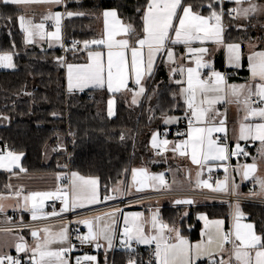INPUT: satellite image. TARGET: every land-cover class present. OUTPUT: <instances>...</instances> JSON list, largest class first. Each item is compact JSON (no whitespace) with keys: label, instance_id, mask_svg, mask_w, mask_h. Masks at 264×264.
<instances>
[{"label":"snow or ice","instance_id":"1","mask_svg":"<svg viewBox=\"0 0 264 264\" xmlns=\"http://www.w3.org/2000/svg\"><path fill=\"white\" fill-rule=\"evenodd\" d=\"M4 3L16 5L31 3L61 4L63 0H3ZM221 0H208L206 7L209 14L204 15L199 11L201 5L188 3L187 0H146L142 7L136 11L141 13L139 17V30L132 22H125L118 15L116 9L105 10L102 13L104 19V34L99 39L84 41L85 49L92 45L102 46L104 50H89L87 61L82 64H67V77L69 90H83L87 87L104 88L111 93L122 91L133 92L132 104L138 103V97L145 94L144 82L150 79L156 67L157 61L164 59L169 65H176L170 68V74H180L182 79L175 80L181 85L179 95L186 105V118L188 120L187 138L179 142H171L167 139H160L158 133L152 136V147L157 149V154L172 151L180 156H187L195 165L202 169L209 161H224L228 159V148L219 142V137L214 133H226L225 120L217 119L222 113L215 107L221 103H236L242 105L244 116L239 125L238 140L259 141L264 147V51L254 52L249 57L250 80L248 83L234 85L228 84L226 77L216 71L209 60L205 59L209 50L207 47H194V43L201 45L212 42L223 43V11H217L215 5ZM244 0H235L236 4H242ZM232 12L247 18L251 13L258 11L257 6L250 4L247 8H233ZM66 15H82V13L67 12ZM63 14L50 13L44 19L55 22L54 31H46L44 23H33L25 16H19V24L25 33L27 43H32L35 37L41 40L47 38L52 42H60L61 21ZM79 42H73V47ZM183 45L187 55L182 59L189 60L193 66H185L178 63L176 53L172 46ZM50 46H52L50 44ZM61 46H63L61 44ZM229 64L240 66V45L228 44ZM63 62V58H60ZM0 66L14 67L12 55L5 53L0 55ZM204 69L210 71L205 74ZM137 87L130 89L129 81ZM113 101H109V115H113ZM255 105V106H254ZM177 118L168 117L165 123H174ZM256 121V122H253ZM171 145V147H169ZM236 150L230 155H248L236 144ZM21 156L11 151L0 154V168L11 171L13 167H20ZM212 169L209 168L210 172ZM20 171H25L22 167ZM247 180L256 172V164H244L237 170ZM227 172V168H225ZM200 172L197 173L199 177ZM133 185L137 191H143L145 187L156 188L157 185L165 187L164 174L153 175L147 169L132 170ZM260 186L264 189V179L259 180ZM197 186L207 188L212 192H229V178L217 181L215 185L209 180H197ZM238 185H232L233 194L239 196ZM119 191V189H114ZM20 192L15 193L20 196ZM107 196L105 199H112ZM3 199V197H0ZM46 199H60L63 201V211L86 204L98 203V179L85 178L73 172L71 174V187L68 190L58 188L54 192H31L23 196L25 210H30L32 219H38V213L42 212L43 203ZM177 204H192V200H177ZM3 204H0V211H3ZM53 212L51 215H57ZM112 217L115 212L108 214ZM186 215V213H185ZM245 214L241 211L239 202L236 203L232 214L233 224L228 231L224 230V221H208L201 215L199 218L205 221L207 231L206 241L191 244L186 237L181 235L179 229L169 227L158 219L154 213L150 221L144 220L142 214L135 213L124 216V228L122 232L123 244L131 247L132 242L138 244H155L154 257L156 264H197L202 257H208L213 264H264V235L257 234L253 223H244ZM102 217H96L98 224ZM81 223L88 226V233L79 237L82 243L94 242L100 238L107 241L108 247H112L114 228L110 224H104L99 230H94V221L83 220ZM115 224V220H112ZM150 224L155 234L146 231V225ZM45 236L42 242H38L32 252L31 259L34 264H68L64 258L69 250L59 248L51 250L50 245L67 240V229H61L59 233H51L49 229H42ZM174 233V235H166ZM34 238L39 233L32 231ZM230 246V247H226ZM99 247V244H97ZM17 252L29 251L24 244L16 245ZM228 253V259L216 260V257ZM38 257V258H37ZM7 259L10 264H20L12 256L0 257V264ZM84 260L94 261V256H85ZM76 264H81L77 259ZM129 264H136L130 260Z\"/></svg>","mask_w":264,"mask_h":264},{"label":"trees","instance_id":"2","mask_svg":"<svg viewBox=\"0 0 264 264\" xmlns=\"http://www.w3.org/2000/svg\"><path fill=\"white\" fill-rule=\"evenodd\" d=\"M187 2L201 5L198 10L209 14L208 0ZM145 3L146 0H66V11L85 13L66 17V39H94L96 15L105 8L116 9L124 21L134 23L139 30L141 13L136 9ZM229 6L230 3L224 4V8ZM215 8L220 11V3ZM19 14L20 9L14 5L0 7V51L15 52L16 65L13 69L0 68V115L8 117V123L0 125V145L6 143L13 151L23 153L22 164L29 172L55 170L70 153L71 170L96 176L102 192L103 187L113 188L129 167L143 165L152 171L162 169L164 163L151 150L149 138L157 129L156 120L161 115L180 111L174 107L176 85L167 82L160 85L156 99L149 102L155 90L151 84L144 101L137 106H130L123 94L117 93L116 115L110 117L107 101L111 93L105 88L84 93L67 91L64 65L55 59L61 56L60 50H26L24 33L18 24ZM254 37L264 41V18L251 17L242 25L232 19L228 21L227 39L244 41ZM66 56V60L71 58L69 54ZM58 133L67 137L69 149L56 153L45 164L44 148ZM239 158L244 163L250 161L244 155ZM242 210L255 224L258 234L264 235V204L245 202ZM182 211V206L165 205L161 216L169 224L179 223L182 233L191 240L200 239L197 211H206L212 218L223 217L227 226L230 222L227 205L198 204L185 217ZM187 224L194 226L189 229Z\"/></svg>","mask_w":264,"mask_h":264},{"label":"crops","instance_id":"3","mask_svg":"<svg viewBox=\"0 0 264 264\" xmlns=\"http://www.w3.org/2000/svg\"><path fill=\"white\" fill-rule=\"evenodd\" d=\"M68 1V0H67ZM230 3V6L228 8H247L249 7L250 4L256 5L258 11L255 13H251L247 18H244L243 16H240L236 13L234 16H226V11L228 8H224V4ZM3 4H11V3H4L3 0H0V7ZM66 4V0H63V3L61 4H50V3H31V4H21V5H16V4H11L14 5L15 7L20 9V14L19 16L23 15L25 16L26 19H31L33 23H44L45 24V29L46 31H54L55 30V22L52 20H46L44 19L46 16H48L50 13H56L59 12L63 14V18L61 21V41L60 42H52L49 41L47 38L41 40L38 36L34 38L32 43H27L25 39V44H26V50L30 51H51V50H60L61 51V56L56 57L55 59L61 62L60 58H63V65L65 68V84H66V89L68 92H78V93H84V92H89L91 89L98 88V87H87L83 89L82 91L79 89H73L69 90L68 88V77H67V64H82L87 61L88 57V51L89 50H104L102 46H96L92 45L90 49H85L83 42L82 46L79 48H74L73 47V40L76 39H70L67 41L66 36H65V31H64V21L66 17L67 12L64 9V6ZM221 9L224 15H223V24H224V32H223V43L221 44H216L212 42H207L203 45H201L199 42L194 43V47H207L209 52L205 56L206 60H209L212 64V67L216 70L221 72L222 74L225 75L227 83L228 84H234V85H240V84H245L248 83L250 80V70H249V57L254 53V52H260L264 51V41L261 40L258 37L250 38L244 41H236V40H230L226 38V29L228 27V21L231 19L235 22H238L239 25L244 24L246 21H248L251 17H259V18H264V0H244L242 4H236L235 0H221L220 2ZM223 6V8H222ZM109 9H114V8H105L101 12H99L96 16V22H95V27L97 29V35L94 39H99L103 36L104 34V19L102 16L103 11L109 10ZM73 13H82L85 14L84 12L80 11H70ZM202 13V12H201ZM204 15H208L205 12L202 13ZM82 15H73V16H82ZM119 15V14H118ZM18 16V18H19ZM71 16V17H73ZM227 17V18H226ZM121 18V17H120ZM122 19V18H121ZM124 20V19H122ZM126 22V21H125ZM242 23V24H241ZM18 24H19V19H18ZM20 27V24H19ZM21 29V27H20ZM22 30V29H21ZM24 33V32H23ZM25 37V33H24ZM93 40V39H92ZM91 41V40H90ZM50 44L52 46H50ZM61 44L63 46H61ZM228 44H239L240 45V66L236 67L234 65L229 64V52L227 49ZM69 46V51L64 52V46ZM174 48V51L177 56L178 63L183 64L185 66H193L194 64L191 63L189 60L182 59L187 55L186 53V48L183 45H174L172 46ZM5 53L12 54L14 56L15 52H7V51H0V55H3ZM70 55V59L66 60V55ZM158 66L155 69V72L153 76L150 79L145 80L144 86L146 88L145 94L142 97H138V102L140 105L144 99L146 94L148 93L149 87L151 84H153V87H155V90L159 89L160 85L164 83H169V84H175L176 85V103H174V107H176L180 111L177 112H172L173 114H177L178 117H173L171 116L172 113L169 114H164L161 115L158 120H156L158 123L157 129L151 134L149 138V146L153 153L159 157L158 160L164 163V166L162 169L157 170V171H152L148 167V169L151 171V174L153 175H158L163 173L164 178L166 181L165 187H160L157 185L156 188L151 187L150 191L151 192H161V191H168L170 189H180V188H193L194 185H197V180H209V183H212L213 185L215 184V178H214V173L215 171H220L223 174V177L225 175V168H227L228 173L232 175V167L235 163L236 156L230 155L231 152L236 150V144L239 143L241 148L246 151V149L251 148L255 149L257 148V145H260L259 141H253L251 139L249 140H238V131H239V125L243 119L244 116V109L242 105H238L236 103H221L217 104L215 107L222 113V116L218 117L217 119H224L225 120V127H226V133H214V137H219V142L222 145H226L228 148V159L224 161H209L204 168L202 169L199 165H195L191 162L190 158L187 156H180L177 153H173L172 151H166L163 152L161 155L157 154V149L152 147V136L154 133L159 134L160 139H167L171 142H179L187 138V136L183 137H169L166 138L162 135V130L166 128H172L176 126L179 123V120L183 117L184 110L186 108V105L184 103L183 98L179 95V90L181 85H177L175 83V80L177 79H182L179 73H177L175 76H172L170 74V68L171 67H176V65H169L168 63H165L164 59H159L157 61ZM1 68V67H0ZM210 70L209 69H204L203 72L207 74ZM128 87L130 89H136V85L130 80ZM106 90L107 88L104 87ZM156 90V91H157ZM108 91V90H107ZM109 92V91H108ZM111 93V92H109ZM122 93L125 101L127 104L130 106H137V104H132V96L133 92L130 91H122L119 92ZM117 93H111V96L108 98L107 101V113L109 115V101H113L112 105V110H113V115H109L110 117H114L116 115V107H117V98L116 95ZM153 94V93H152ZM154 94L152 96V99L154 98ZM149 102L154 101V99ZM151 106V104H149ZM255 106V105H254ZM166 106H163L165 108ZM152 109V108H151ZM153 114V112L151 113ZM168 117H173L177 118L176 122L174 123H165V119ZM256 122V121H253ZM8 123V117L4 114L0 115V125H6ZM67 137L64 134H57L56 138L54 141H51L48 143L45 148H44V153H43V163L49 164L52 161L53 156L58 153V152H63L66 151L67 147ZM171 147V145H169ZM13 152L15 154H19L21 156V159L19 161L20 167H13L11 171L6 170L4 168H0V197H3V199H0V204H3L4 208L3 211H0V223H6L9 222L8 218H10L8 215L10 213H14L15 217L13 220L18 219H24V218H32V213L30 210H25L24 208V201H23V196L31 193V192H54L58 188L61 189H70V183L67 185L62 182V174H63V168L66 165V161L64 162H59L57 165V168L55 170H50V171H42V172H29L25 167H23L22 161L24 154L21 152H16L13 151L11 148L9 150H4L3 147L0 145V154H6L7 152ZM242 155V154H241ZM241 155H237V157H240ZM253 161V159H250ZM244 165V162L242 163ZM25 169V171H20V168ZM211 168L212 170L209 172L208 169ZM200 172L201 175L198 177L197 173ZM254 175V174H253ZM252 175V176H253ZM100 183V182H99ZM200 189V188H198ZM204 189V188H203ZM20 192V196H16L15 193ZM100 192L101 196L103 194L101 186H100ZM101 196L99 201H101ZM49 199H46L43 203V209L41 213H38L39 215H45L47 216V207H46V201ZM195 201V200H194ZM162 202L160 198L157 199L156 205H159V203ZM94 203V204H86L84 207H78V208H87L91 207L94 205L99 204ZM162 205H170L169 203H164ZM187 206H190L192 208L195 207L196 204H184V208ZM153 209L156 207L155 205L151 204ZM160 209L161 205H159ZM153 209L151 212L144 208L147 212L152 213ZM241 209V207H240ZM234 211V206H231L230 208V222L229 225L227 226L226 220L224 219V230L226 231L229 227L232 228L233 224V219H232V214ZM243 212V210L241 209ZM120 215L123 212H119ZM183 215V211H182ZM188 215V214H187ZM43 216V217H45ZM39 217V218H43ZM183 217V216H182ZM197 218V217H196ZM212 218V217H211ZM214 218V217H213ZM165 221V220H164ZM200 221V220H199ZM166 222V221H165ZM244 223H253L251 220L247 218V216H244V220L242 221ZM201 227L203 226L202 221H200ZM56 224V223H53ZM179 224V223H177ZM254 224V223H253ZM49 225V224H46ZM180 225V224H179ZM255 225V224H254ZM43 226V225H42ZM200 228V239H195L200 242L203 238V234L205 236V241L207 239L205 233H202V228ZM39 228V227H38ZM24 228L23 230H25ZM35 229V228H34ZM19 230H22L20 228H1L0 227V257L3 256L4 253H9L12 251H16V245L21 241V238L17 234ZM22 230V231H23ZM256 230V228H255ZM257 232V231H256ZM182 233V231H181ZM149 234H153L151 231ZM258 234V232H257ZM166 235L168 233L166 232ZM183 236L187 237L185 234L182 233ZM114 237V236H113ZM191 240V239H190ZM226 247H230L227 246ZM26 253V252H24ZM223 256V257H222ZM222 256L216 257V260L220 259H228V253L222 254ZM197 264H213L212 260H208V257H202L199 261H197Z\"/></svg>","mask_w":264,"mask_h":264},{"label":"built area","instance_id":"4","mask_svg":"<svg viewBox=\"0 0 264 264\" xmlns=\"http://www.w3.org/2000/svg\"><path fill=\"white\" fill-rule=\"evenodd\" d=\"M235 8H228L227 13L229 16L236 15L235 12L231 10ZM73 42H79L75 45V48H79L82 46L81 40H73ZM72 42V44H73ZM69 51V47L64 46V52ZM187 108L184 110L183 117L179 120V123L172 127L163 129L162 135L166 138L169 137H183L186 135L188 130V120L186 118ZM3 149L9 150L10 147L5 143L2 146ZM214 178L215 183L223 178V174L220 171H215ZM132 177V173L130 175ZM62 182L65 184H69L71 181V165L70 158L66 161V165L63 168L62 174ZM131 180V179H130ZM215 185V184H214ZM108 189L103 187V194L101 196V201L99 204L87 207V208H75L71 207L67 211H63L64 208L63 201L60 199H49L46 201L47 213L48 215L43 218H38L33 220L32 218H24L21 220L13 218L15 217L14 213H10L8 216L10 217L9 222L0 223L1 228H38L42 225L53 224V223H66L69 228V239L68 246L69 249L66 253L69 259V264H76L77 259H80L81 264H129L130 260H134L136 264H156L154 257L155 244L146 245V244H138L135 241L132 242L131 247H125L123 244V236L121 231V226L118 224V228L112 240V247L106 248L105 245L102 244L101 238L97 241L88 243H82L79 237H83L87 235L88 228L85 224L80 221L90 219L89 217L95 215L99 212L107 211L110 209L118 210L119 212H123L127 207L134 206L140 208H146L151 212L153 207L151 204H148V200L152 198H158L157 196L162 195L164 191L161 192H152L145 193L144 191H138L137 194L133 196H126L127 188L123 193V197L120 199L112 200L107 202L105 197L108 195ZM172 195L177 197H193L194 200L200 199L207 203H217L222 202L225 204L231 205V203H235L237 201L251 202V203H263V199L252 198L251 196L245 195H235L232 191L230 192H212L205 191L203 189L191 188V189H182V190H173ZM179 195V196H178ZM176 197V198H177ZM149 198V199H147ZM233 205V204H232ZM56 212L57 215H51V213ZM93 221V219H92ZM120 221V220H119ZM229 227L226 231L230 230ZM94 230H98L94 226ZM99 244V247H97ZM12 256L16 260L20 262V264H34L31 259V255L28 253H20L17 251H12L9 253H4L2 257ZM85 256H94L96 259L94 261L84 260ZM4 264H10V262L5 259Z\"/></svg>","mask_w":264,"mask_h":264},{"label":"rangeland","instance_id":"5","mask_svg":"<svg viewBox=\"0 0 264 264\" xmlns=\"http://www.w3.org/2000/svg\"><path fill=\"white\" fill-rule=\"evenodd\" d=\"M14 59L15 58L12 55V64L14 65V67H3V66H0V67L2 69L3 68H5V69H13V68H15L16 65H15ZM156 90L153 91V94L155 95L154 96L155 99L157 97V94H156L157 91ZM153 94L150 97L151 99H152ZM139 102L137 103V105L139 104ZM171 116L178 117V115L175 114V113L174 114L172 113ZM256 147L257 148H255L254 150L251 149V148L246 149L245 152H247L248 155H244V158L253 159V162H255L257 164V167H258L257 168V171L254 173V175L251 177L250 180H245L243 178L242 174H240V172L237 171L240 168V166L242 165V163L244 162V160H241V158H239L237 156H236V158H234L235 159V163H234V165L232 167V175H230L228 173V170H227V172L225 173L224 177L227 176L229 178V192L232 191L231 190L232 189V185L235 184V185H238L239 186L238 189H237V191L239 192V195H242V196L248 195V196H251L252 198L254 197V198H257V199H263L264 200V189L261 188L260 183H259V180L260 179H264V147H262L261 144L260 145H257ZM68 149H69V144H67V147H66V150L67 151H68ZM69 158H70V153H68V156H66V161ZM250 161H252V160H250ZM132 169H133V167H129L124 172L123 176H121L122 178L114 185V187L111 188L110 190H108L109 192H108V195L107 196H111L113 198L112 199H107L106 200L107 202H110L112 200H116L117 201V199L122 198L123 197V193H124V191H125L126 188H127L126 196L130 197V196H133V195L137 194L138 191L134 190V185L132 183V180H130L131 179L130 175L132 173ZM73 172H75V173H77L80 176H83L85 178H96V179H98L96 176H87V175H84V174L80 173L77 170H71V174ZM69 186L71 187V181H70V185ZM117 188L119 189V191H114V189H117ZM193 188L203 189V187H198L197 185H194ZM182 189H184V188H180V189H170V190L164 192L162 195L157 196L158 198H160L162 200V202H160L159 205H161V207H164V205H162V204H164L166 202V203H169L171 206H183L184 204H181V205L174 204L173 201L176 199L177 196H174L171 193L173 190H182ZM185 189H191V188H185ZM67 190H68V188H67ZM203 190L210 191L207 188H204ZM144 192L145 193H152L150 190H147V191H144ZM98 196H99V199H100L101 192H100L99 179H98ZM158 198H152V199L148 200V202H146L148 204H153V205L156 206L153 209L151 215H150L149 212H147L146 210H144V208L134 207V206H131L130 205L129 207H127L123 211V213L121 215H120V213H119L118 210H115V209L112 210V209H110V210H107V211L99 212V213H97L95 215L90 216L89 218L90 219H93L94 226L98 230H99L100 227H103L104 224H110V225H112V227L114 228V233H113V236H114L115 233H116V230L118 228V224L121 226V231L123 232V228L125 226L124 225V216L131 215V214H135V213H140V214H142V218L144 220L150 221L152 215L154 213H157L158 214V219L162 223L167 224L169 227L179 229V231L181 233V225H179L177 223L169 224V223H167V222L164 221L163 217L161 216L162 215L161 209H160V207H158L159 205H156ZM147 199H149V198H147ZM237 202H239V205H240V207L242 209V205L245 202L244 201H237ZM237 202L231 203V205L225 204V203H222V202L207 203V202L202 201L201 198H200V199H196L194 201V204H196V205H198V204L199 205H205V204L227 205L229 208H231V206H234L235 207V205H236ZM259 204H263V203H259ZM192 210H193L192 207L186 205V207L183 210V215L182 216L183 217L188 216L187 214H189ZM113 212H115V216L114 217L108 215V214H111ZM185 213H186V215H185ZM195 214H196L197 219L200 220V221H202V223H203V226L201 227L202 228V233H205L207 231V229L205 227V221L199 218L201 215L205 216L208 221H215V220H223L224 221L223 217H214V218H211L207 214L206 211H199V212L197 211ZM38 216L39 217H43L45 215H39L38 214ZM98 216L99 217H102V219L99 221L98 224H96L95 223V218L98 217ZM113 219L115 220V224H112V220ZM9 220H10V218H8V221ZM193 226L194 225H192V224H187V228H189V229L193 228ZM45 228L49 229L50 232L53 233V234L59 233L61 231V229L66 228L67 229V240H65L63 242H60L59 240H57V242L51 244L49 247H50L51 250H58L61 247L67 249L66 246H68V239H69V228H68V225L66 223H56V224H50L49 223V225H43V226H40L38 228L40 230V236L38 238H34L32 236V234H31L32 228H26L23 231L22 230H19V232H17V234L21 238V241H19L18 244H24L26 246V248L29 249V251H24V252H26V253H28V254H30L32 256V252L30 251V249L35 248V246H36V244L38 242H42V240H43V238L45 236V233L42 231V229H45ZM146 231H148L149 233L151 231L153 234H155V232L153 230H151L150 224H147L146 225ZM168 235H174V233H168ZM181 235H182V233H181ZM186 238L188 239V241L191 244L199 243L198 242L199 239L198 240H190L189 236H187ZM101 241H102V244L105 245L104 247L109 248L108 247V243H107L106 240H104L103 238H101ZM202 241H205L204 234H203V238H202V240L200 242H202ZM20 253H23V252H20ZM64 258L67 260V262L69 264V259H68L67 253H65ZM208 260H209V258H208Z\"/></svg>","mask_w":264,"mask_h":264},{"label":"water","instance_id":"6","mask_svg":"<svg viewBox=\"0 0 264 264\" xmlns=\"http://www.w3.org/2000/svg\"><path fill=\"white\" fill-rule=\"evenodd\" d=\"M253 163H255V162H253V161H248V162H245L244 164H253ZM256 164V163H255ZM140 168H144V169H147V171L151 174V171L148 169V167H145V166H143L142 165V167H133V169H140ZM257 164H256V171H257ZM132 169V170H133ZM254 174V173H253ZM252 174V175H253ZM251 177L252 176H250L247 180H250L251 179ZM131 180H132V177H131ZM223 180H225V177H223V178H221L220 180H218V181H223ZM132 183H133V181H132ZM151 189V186H148V187H145L144 188V191H147V190H150ZM134 190H136V186H134ZM137 191V190H136ZM192 200L193 201V203L192 204H194V198L193 197H177L173 202H174V204H177L176 203V201L177 200ZM177 205H181V204H177ZM87 220H92V219H87ZM87 226V225H86ZM87 228H88V226H87ZM33 230H35V231H37L38 233H39V236H40V230L38 229V228H35V229H32V231ZM89 230V229H88ZM32 231H31V233H32Z\"/></svg>","mask_w":264,"mask_h":264}]
</instances>
